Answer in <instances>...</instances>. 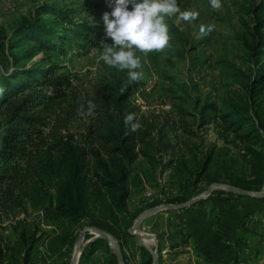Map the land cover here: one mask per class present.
Here are the masks:
<instances>
[{"label":"rangeland","instance_id":"1","mask_svg":"<svg viewBox=\"0 0 264 264\" xmlns=\"http://www.w3.org/2000/svg\"><path fill=\"white\" fill-rule=\"evenodd\" d=\"M219 2L221 6L214 8L211 0H177L181 12H196V18L167 17L169 45L159 51H137L142 65L137 82L145 87L134 91L130 99L137 107L139 123L150 133L147 143L139 146L138 158L124 162V173L111 171V188L96 177L93 164L85 166L86 176L80 175L76 182L44 176L39 191H33L24 206L0 219V264H71L84 228L99 229L121 244L120 235L146 210L186 202L214 183L264 191V0ZM43 3L69 11L77 25L64 27L79 31L77 35L66 32L75 46L58 60L65 67L68 94L46 110L47 125L56 116L66 126L63 133L73 135L78 145L83 141L85 116L76 112L73 98H78L80 107L84 93L93 86L101 90L115 81H135L129 80L127 70H117L101 59L102 16L111 10L110 0H0V41H7L21 24L36 18ZM82 25L92 30L82 33ZM20 44L11 48L0 43V72L12 69ZM210 104L215 107L210 109ZM229 113L245 120L241 130L228 128L221 119ZM204 116H209V122L200 125ZM58 193L66 201L71 199L74 209L56 210ZM50 196L53 205L47 206ZM236 197L245 198L217 186L205 199L210 203ZM32 230L40 236L36 241L20 238L21 231L28 235ZM140 231L156 232L143 224ZM187 237V232L166 235L172 244ZM97 239L95 233H84L76 264L88 256ZM137 243L134 256L126 253L127 264L145 261L147 252L140 245L152 257L153 239L145 240V245ZM160 255V264H190L191 260L185 250ZM106 260L119 264L108 242L99 241L91 264Z\"/></svg>","mask_w":264,"mask_h":264},{"label":"trees","instance_id":"2","mask_svg":"<svg viewBox=\"0 0 264 264\" xmlns=\"http://www.w3.org/2000/svg\"><path fill=\"white\" fill-rule=\"evenodd\" d=\"M37 11L36 18L21 24L7 41H0L2 46L11 48L21 41L19 46L22 47L13 54L12 69L0 72V219L24 206L31 199L33 191H39L46 175L59 179L69 177L76 182L80 175L83 178L86 176L85 166L93 164L96 177L111 188L114 183L110 177L111 171L124 173V162L130 163L138 158L139 146L147 143L150 134L145 125L139 123L137 107L130 99L134 91L145 87V84L137 81H115L101 90L93 86L84 93L80 107L78 98H73L76 112L85 116L80 135L83 141L78 145L73 143V135L63 133L66 126L56 116L53 124L47 125L46 110L54 101L68 94L64 88L66 76L62 72L65 67L58 62L75 46L66 32L77 35L79 31L64 27L66 23L69 26L77 25L68 15L69 11L48 3H43ZM79 27L82 33L92 30L83 25ZM36 56H39L38 59L26 66V62ZM90 104L94 105L91 109ZM208 107L212 109L215 106L210 104ZM130 113L134 116L133 122L140 125L135 131L131 130L130 124H125V117ZM208 117L204 116L199 121L200 125L207 124ZM221 119L234 130H241L245 126V120L233 113L222 114ZM260 178L263 179L262 176ZM58 195L54 204L56 210L64 207L74 209L71 199L66 201L60 193ZM122 197L119 195V200ZM51 198L47 206L53 205ZM254 199L263 201L264 197ZM39 237L35 230L28 235L25 231L20 232L22 240L36 241ZM120 240L127 264L126 253L130 251L131 256L135 255L137 239L124 230ZM99 241L104 242L98 238L91 244L90 252L81 264H91L94 248ZM237 243L240 245L239 239ZM158 246L160 258L162 249L159 241ZM140 247L141 251L147 252L142 264H152L149 252ZM258 252L245 255L238 251L232 264H256L254 260L258 258ZM257 260V264H264V258ZM105 264H108L107 260Z\"/></svg>","mask_w":264,"mask_h":264},{"label":"crops","instance_id":"3","mask_svg":"<svg viewBox=\"0 0 264 264\" xmlns=\"http://www.w3.org/2000/svg\"><path fill=\"white\" fill-rule=\"evenodd\" d=\"M205 198L143 220L145 227L156 230L161 252L185 250L191 256L190 264H232L238 251L245 255L259 251L257 259L264 258V200L236 197L235 201L206 203ZM175 232H187V240L172 244L166 235Z\"/></svg>","mask_w":264,"mask_h":264},{"label":"clouds","instance_id":"4","mask_svg":"<svg viewBox=\"0 0 264 264\" xmlns=\"http://www.w3.org/2000/svg\"><path fill=\"white\" fill-rule=\"evenodd\" d=\"M211 6L219 8L221 5L219 0H211ZM110 9L102 16L101 59L117 70H127L131 81L142 77L137 51H159L169 45L167 17L179 14L181 19L191 21L198 15L192 11L181 12L177 0H110ZM207 30L211 31V26ZM92 107L94 105L90 104L89 108ZM133 120L130 113L125 117V124H130L135 131L140 125Z\"/></svg>","mask_w":264,"mask_h":264},{"label":"water","instance_id":"5","mask_svg":"<svg viewBox=\"0 0 264 264\" xmlns=\"http://www.w3.org/2000/svg\"><path fill=\"white\" fill-rule=\"evenodd\" d=\"M217 186L225 187L229 191H231L233 193H236L238 195H242V196H249V197H254V198L264 197V191H254V192H251V191L244 190V189H241V188L232 186V185H221L219 183H214V184L210 185L208 187V189L203 194H201V195H199L197 197L191 198L190 200H188L186 202L179 203V204H161V205H158V206H155L153 208H150V209L146 210L145 212H143L138 217V219L133 224V226L128 230V233L130 235L136 237L137 241L140 244H143V245H145V240H147V239H153L155 241V248H154V250H151V254H152V264H159V260H158V258H159L158 257L159 256L158 241L155 238V235L154 234H151V233H143V232L140 231V227H141V224H142L143 220L147 216H149L151 214H154V213H157L159 211L165 210V209H181V208H183L185 206H188L190 204H193V203H195V202H197V201L205 198L206 196H208L212 192V190L215 187H217ZM86 231L95 233V237L96 238H103L104 240H106L108 242V244L114 249L119 264H125V261H124V257H123V254H122V250H121L120 244L117 243L116 241H113L109 237V235H107L103 231H100L99 229H96V228H84L83 229V231L80 234V237L78 239V243H77L76 249H75V251L73 253L71 264H76L77 256H78V254L80 252V242H81V239L83 238L84 233Z\"/></svg>","mask_w":264,"mask_h":264}]
</instances>
